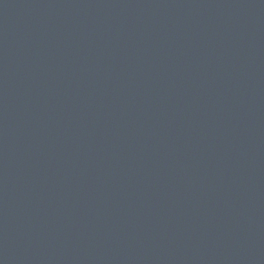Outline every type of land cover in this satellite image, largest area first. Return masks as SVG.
<instances>
[{
	"label": "water",
	"instance_id": "obj_1",
	"mask_svg": "<svg viewBox=\"0 0 264 264\" xmlns=\"http://www.w3.org/2000/svg\"><path fill=\"white\" fill-rule=\"evenodd\" d=\"M0 264H264V0H0Z\"/></svg>",
	"mask_w": 264,
	"mask_h": 264
}]
</instances>
